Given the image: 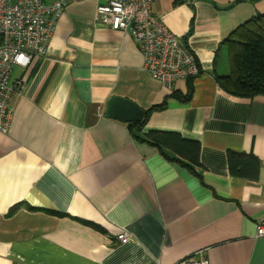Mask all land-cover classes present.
Returning a JSON list of instances; mask_svg holds the SVG:
<instances>
[{"label": "crops", "instance_id": "crops-1", "mask_svg": "<svg viewBox=\"0 0 264 264\" xmlns=\"http://www.w3.org/2000/svg\"><path fill=\"white\" fill-rule=\"evenodd\" d=\"M108 1L68 0L45 55L14 70L25 85L0 132V264H175L202 249L210 264H264V95L229 94L215 77L229 69L222 41L264 0H153L200 62L188 102L169 97L187 80L163 86L129 33L96 20ZM111 97L144 110L168 98L144 132L200 141L196 173L107 117ZM231 151L258 159L256 178L231 173Z\"/></svg>", "mask_w": 264, "mask_h": 264}, {"label": "built area", "instance_id": "built-area-1", "mask_svg": "<svg viewBox=\"0 0 264 264\" xmlns=\"http://www.w3.org/2000/svg\"><path fill=\"white\" fill-rule=\"evenodd\" d=\"M190 1V0H189ZM68 0H0V132L10 131L11 100L24 87L14 77L16 67H28L45 55L56 22ZM153 0H109L96 9V20L114 30L129 33L144 57V69L163 86L173 89L177 80L198 77L201 65L188 44L152 10ZM256 236H264V224ZM117 238L130 239L128 232ZM175 264H210L205 250H199Z\"/></svg>", "mask_w": 264, "mask_h": 264}, {"label": "trees", "instance_id": "trees-1", "mask_svg": "<svg viewBox=\"0 0 264 264\" xmlns=\"http://www.w3.org/2000/svg\"><path fill=\"white\" fill-rule=\"evenodd\" d=\"M191 1L175 0V4ZM193 22L194 19L188 35L193 32ZM221 45L227 49L229 69L228 72L221 74L215 71L219 86L229 94L239 97L264 95V13L256 14L240 24L222 41ZM194 79L195 77L187 80L188 90L185 94L180 91H173L169 97H175L184 102L190 101L194 92ZM167 99L146 109L143 119L130 122L129 129L137 140L157 146L163 153V149L173 151L177 157L171 158L164 154L196 173L193 166L201 164L200 141L186 139L180 133L170 131L144 132L152 112L164 109L167 106ZM228 161L233 175L247 178L257 177L260 163L254 156L231 151L228 154Z\"/></svg>", "mask_w": 264, "mask_h": 264}, {"label": "water", "instance_id": "water-1", "mask_svg": "<svg viewBox=\"0 0 264 264\" xmlns=\"http://www.w3.org/2000/svg\"><path fill=\"white\" fill-rule=\"evenodd\" d=\"M239 1V0H237ZM213 5L219 7L218 4L213 1ZM233 4L226 6L229 9ZM261 14L260 12L257 15ZM145 110L139 107L136 103L119 97H111L107 103L105 115L110 118L119 119L124 122H136L141 121L144 117Z\"/></svg>", "mask_w": 264, "mask_h": 264}]
</instances>
